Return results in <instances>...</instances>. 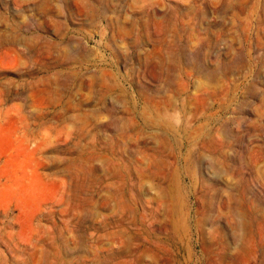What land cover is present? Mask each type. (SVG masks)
<instances>
[{"label":"rangeland","instance_id":"1","mask_svg":"<svg viewBox=\"0 0 264 264\" xmlns=\"http://www.w3.org/2000/svg\"><path fill=\"white\" fill-rule=\"evenodd\" d=\"M0 264H264V0H0Z\"/></svg>","mask_w":264,"mask_h":264}]
</instances>
